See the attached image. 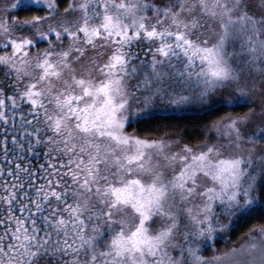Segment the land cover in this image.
<instances>
[{
  "label": "snow or ice",
  "instance_id": "6c2138e0",
  "mask_svg": "<svg viewBox=\"0 0 264 264\" xmlns=\"http://www.w3.org/2000/svg\"><path fill=\"white\" fill-rule=\"evenodd\" d=\"M0 264H264V0H0Z\"/></svg>",
  "mask_w": 264,
  "mask_h": 264
},
{
  "label": "trees",
  "instance_id": "16d2710c",
  "mask_svg": "<svg viewBox=\"0 0 264 264\" xmlns=\"http://www.w3.org/2000/svg\"><path fill=\"white\" fill-rule=\"evenodd\" d=\"M203 113H196L192 111L184 112H166V113H154L147 118H141L139 123H134L132 128H137L142 132L153 131L157 125H179L183 127L185 124L192 122L193 127L197 123V116H202ZM203 121H201L202 123ZM131 129V128H130ZM243 225H238V228H242ZM231 238L236 239V235H231ZM219 247H223V240L218 244Z\"/></svg>",
  "mask_w": 264,
  "mask_h": 264
},
{
  "label": "rangeland",
  "instance_id": "374dc122",
  "mask_svg": "<svg viewBox=\"0 0 264 264\" xmlns=\"http://www.w3.org/2000/svg\"><path fill=\"white\" fill-rule=\"evenodd\" d=\"M166 112H184L182 110H173L171 107L168 108V109H160V108H157L153 111L152 114L154 113H166ZM129 131H131V129H129Z\"/></svg>",
  "mask_w": 264,
  "mask_h": 264
}]
</instances>
